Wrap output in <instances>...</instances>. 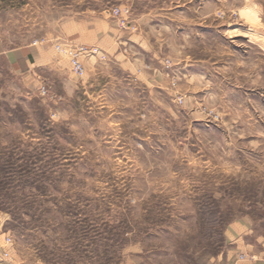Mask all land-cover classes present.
Segmentation results:
<instances>
[{
    "label": "rangeland",
    "instance_id": "374dc122",
    "mask_svg": "<svg viewBox=\"0 0 264 264\" xmlns=\"http://www.w3.org/2000/svg\"><path fill=\"white\" fill-rule=\"evenodd\" d=\"M103 18L77 82L0 74L9 264H230V224L264 241V0H0V42Z\"/></svg>",
    "mask_w": 264,
    "mask_h": 264
},
{
    "label": "crops",
    "instance_id": "0c3cea01",
    "mask_svg": "<svg viewBox=\"0 0 264 264\" xmlns=\"http://www.w3.org/2000/svg\"><path fill=\"white\" fill-rule=\"evenodd\" d=\"M120 30L116 22L106 18L91 22L77 19L62 23L58 34L65 41L95 46L101 53L107 51V54L117 57L119 53H117L116 39ZM60 37L56 36L54 41L57 42V38ZM99 57L92 56L94 61L90 58L85 59V68L90 63L93 65ZM50 72L62 74L65 86L79 80L75 73L72 74L69 59L55 51L50 43L39 44L36 41L17 47H4L0 42V74H10L24 81L27 86L39 90L41 85L48 87L44 77ZM1 221L0 228L4 219ZM252 234V229L247 222L230 224L226 233L230 244L226 258L230 264H264L263 238L253 237L252 239Z\"/></svg>",
    "mask_w": 264,
    "mask_h": 264
},
{
    "label": "built area",
    "instance_id": "2783aa9c",
    "mask_svg": "<svg viewBox=\"0 0 264 264\" xmlns=\"http://www.w3.org/2000/svg\"><path fill=\"white\" fill-rule=\"evenodd\" d=\"M127 10L118 11L114 10L110 14L113 15H126ZM56 51L62 53L66 57L69 58L71 63V68L73 72L77 75H81L84 72L83 63L81 62L80 58L83 56L88 55H100L104 57L101 51L95 46H86L84 44H76V43H67V44H56L55 47ZM41 94H45L47 92V88L45 85H41L39 90ZM4 245H0V264H9V252H8V245H10V238H4Z\"/></svg>",
    "mask_w": 264,
    "mask_h": 264
}]
</instances>
